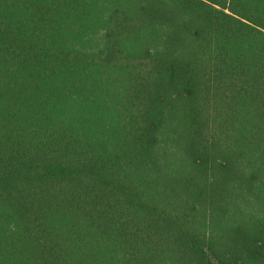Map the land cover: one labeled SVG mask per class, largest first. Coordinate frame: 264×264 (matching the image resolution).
<instances>
[{
  "label": "trees",
  "instance_id": "1",
  "mask_svg": "<svg viewBox=\"0 0 264 264\" xmlns=\"http://www.w3.org/2000/svg\"><path fill=\"white\" fill-rule=\"evenodd\" d=\"M0 264H264V0H0Z\"/></svg>",
  "mask_w": 264,
  "mask_h": 264
}]
</instances>
